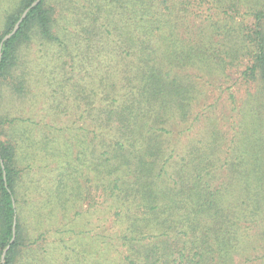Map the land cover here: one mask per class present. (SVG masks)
<instances>
[{
  "label": "trees",
  "instance_id": "trees-1",
  "mask_svg": "<svg viewBox=\"0 0 264 264\" xmlns=\"http://www.w3.org/2000/svg\"><path fill=\"white\" fill-rule=\"evenodd\" d=\"M240 67L250 131L196 134ZM262 110L264 0H39L0 49V264H261ZM79 208L86 245L48 240Z\"/></svg>",
  "mask_w": 264,
  "mask_h": 264
},
{
  "label": "rangeland",
  "instance_id": "rangeland-1",
  "mask_svg": "<svg viewBox=\"0 0 264 264\" xmlns=\"http://www.w3.org/2000/svg\"><path fill=\"white\" fill-rule=\"evenodd\" d=\"M63 4L69 6L70 11L74 10L69 2L65 1ZM9 7L8 0H0V28H2L3 13L6 12ZM241 70L242 67L238 70H233L231 79H228L226 82H215L206 85L205 95L198 99L195 105L196 111L203 112L199 121L197 120L195 123L194 132L196 134L206 130L209 125L216 126L223 134L225 133L226 136L238 131L240 137L243 131H250L252 126L246 125L249 122L247 119V115H249L247 114V110L251 107L255 108L256 102L253 101V99L256 94V88L254 83L248 84L239 78V72ZM254 115L258 117V121L260 122L258 127L262 129L264 133V111H255ZM242 119L243 121L245 120L246 123L238 128V124ZM229 139L230 137H228L226 141ZM36 162L39 163L37 160ZM44 163H48V161ZM45 170L46 167L43 166V171ZM73 211L74 214L71 215L70 212L66 210L67 219L65 220V224L60 227V232L54 231V229L57 228L56 225L49 222L44 224L46 227L45 229L48 231V240L52 241L56 237H61L65 243H70L71 240H75L76 238L72 232L77 231L82 232V234H78V238L83 236V242L86 245L90 234L88 230H97L95 224L96 220L101 218L100 211L94 212V210H91L90 212H84L80 208ZM262 252H264V250H262ZM242 261L243 260L240 259L239 263L242 264ZM258 264H260V262H258ZM261 264H264V262H261Z\"/></svg>",
  "mask_w": 264,
  "mask_h": 264
},
{
  "label": "water",
  "instance_id": "water-1",
  "mask_svg": "<svg viewBox=\"0 0 264 264\" xmlns=\"http://www.w3.org/2000/svg\"><path fill=\"white\" fill-rule=\"evenodd\" d=\"M38 2H39V0H35V2H33L28 8H26V9L23 11V13L21 14L19 20L15 23V25H14L12 31H11L10 33L6 34V35L3 37L2 41L5 40V39H7L8 37H10L12 34H14V33L16 32V30H17V28H18L20 22H21V21L23 20V18L25 17V15H26L28 9H29L30 7L36 5ZM2 41L0 42V49H1V46H2ZM13 239H14V236L12 237L11 241H13ZM7 249H8V247L3 251V253H2V258L4 257V255H5Z\"/></svg>",
  "mask_w": 264,
  "mask_h": 264
}]
</instances>
